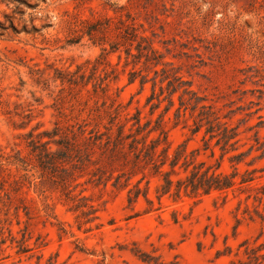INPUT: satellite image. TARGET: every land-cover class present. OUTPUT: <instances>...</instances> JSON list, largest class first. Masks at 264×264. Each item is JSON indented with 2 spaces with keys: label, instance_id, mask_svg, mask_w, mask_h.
Wrapping results in <instances>:
<instances>
[{
  "label": "rangeland",
  "instance_id": "374dc122",
  "mask_svg": "<svg viewBox=\"0 0 264 264\" xmlns=\"http://www.w3.org/2000/svg\"><path fill=\"white\" fill-rule=\"evenodd\" d=\"M204 105L238 127L235 150L223 155L217 139L214 156L204 150ZM148 122L140 136L158 126L149 139L164 131L171 153L185 143L218 172L237 170L234 189L165 196L145 213L143 197L129 206L128 188L98 183L100 164L78 161ZM47 141L57 157L68 141L81 149L62 160L78 164L67 183L34 150ZM247 170L255 179L239 183ZM262 186L264 0H0V264H156L141 251L162 264H247V248L264 244ZM78 195L98 208L94 222Z\"/></svg>",
  "mask_w": 264,
  "mask_h": 264
},
{
  "label": "trees",
  "instance_id": "16d2710c",
  "mask_svg": "<svg viewBox=\"0 0 264 264\" xmlns=\"http://www.w3.org/2000/svg\"><path fill=\"white\" fill-rule=\"evenodd\" d=\"M132 28V27H131ZM133 37H137L136 29L133 27ZM142 40L145 37H141ZM141 46V45H139ZM152 52H156L152 47H149ZM181 84H185L181 82ZM187 90V89H185ZM177 91L174 87L173 92ZM191 99L185 100L181 97V106L186 108L191 105ZM192 106V105H191ZM197 108V104L193 107ZM205 110V111H204ZM150 122L145 126H138L135 133H129L124 135L119 133L117 138L108 137V140L104 143V146L100 147V154L98 158L93 161V152L91 148L86 147L85 156H78V161L83 163L85 160L89 163H99L97 167L96 176L98 183L105 182L106 180H113V187L126 189L127 191V203L129 206H133L140 197H143L147 203V207L144 210L145 213L152 212L161 209L162 198L165 196L173 197L174 199H180L183 196H193L200 198L204 195H208L214 191H221L227 193L234 189L236 185V177L238 171L233 173L218 172L217 169H213V166L206 165L204 161H197V156L200 154V149H196L192 152H187L186 144L179 145L176 150L170 152V144L167 141V136L164 135V131H161L156 138L149 139L150 134L157 130V127L152 128L145 135H141L146 129H148ZM206 126V135H209L210 139H205L204 150H211L212 156L215 152L210 147L209 141L217 139L216 146L221 145L223 155L230 150L236 149L238 140L236 138L239 135L238 127H231L227 122H221L220 117L211 106H202V111L198 115L196 121L195 131L200 130L203 126ZM48 132L44 131L39 134L42 137L48 136ZM50 138L53 135H49ZM66 137H68L66 135ZM65 137V139H67ZM55 144H62L61 141H52ZM36 143V142H35ZM38 143V142H37ZM50 141L43 144L34 145V150H39L38 155L41 160V164L45 170L56 174L59 169L64 172L60 174L64 183H67L70 178L74 176V169L78 168V164L74 163V169L64 168L61 163L63 158L67 157L69 162H73V153H79L81 149L78 148L76 143L71 141L66 142V151L62 150L64 157H57L55 153L61 152V149L54 152L50 148H40L42 145H48ZM231 148V149H230ZM63 155V154H62ZM248 155V152H241L230 158L231 161H237L238 163L244 160ZM75 156V158H77ZM22 163H26L25 159L21 160ZM253 171H246L241 176V184H250L254 179ZM94 175V176H95ZM141 175L135 182L132 180ZM158 179V185L156 187V197L158 200V207L155 205V201L150 198V184L152 178ZM18 181V180H17ZM145 184L143 185V183ZM17 183H20L18 181ZM255 200L260 202L264 201V186L254 189ZM73 199L77 202V208H83L84 215L88 218V222H94L98 219L96 213L98 208L95 205L89 203L88 197L75 196ZM259 217L264 221V214L258 213ZM264 244L258 247L247 248L246 254L248 255L249 262L247 264H264ZM140 252V251H138ZM140 258L146 262L159 263L158 258L154 257L146 252L140 253Z\"/></svg>",
  "mask_w": 264,
  "mask_h": 264
}]
</instances>
